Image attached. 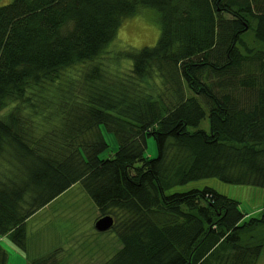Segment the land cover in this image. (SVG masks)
<instances>
[{
  "label": "trees",
  "instance_id": "16d2710c",
  "mask_svg": "<svg viewBox=\"0 0 264 264\" xmlns=\"http://www.w3.org/2000/svg\"><path fill=\"white\" fill-rule=\"evenodd\" d=\"M142 6L157 41L107 74L95 59ZM209 176L264 189V0L0 3V238L25 249L27 219L80 182L121 242L99 264H255L264 208L245 218L211 186L170 190Z\"/></svg>",
  "mask_w": 264,
  "mask_h": 264
},
{
  "label": "rangeland",
  "instance_id": "374dc122",
  "mask_svg": "<svg viewBox=\"0 0 264 264\" xmlns=\"http://www.w3.org/2000/svg\"><path fill=\"white\" fill-rule=\"evenodd\" d=\"M158 14L155 8L142 6L135 15L122 20L106 51L95 59L105 66L107 74L129 71L127 60L120 59L122 62L118 63L114 60L117 59V54L121 55L120 50L153 45L157 41L161 31ZM199 126L207 128L208 118H203ZM105 133L109 147L104 154L116 147L114 134ZM145 154H156L155 139L152 136L147 139ZM204 185L238 199L245 218L260 215L264 208V189L261 186L226 182L215 176L190 180L170 190ZM98 215L95 202L82 184L73 183L27 219L25 249L15 245L8 236L0 238V244L8 252L6 264H34V258L47 256L49 253H52L50 260H47L49 263L42 264H52L53 260L57 262L55 264H99L114 253L121 246V242L112 227L103 231L95 228L94 221ZM255 264H264V248Z\"/></svg>",
  "mask_w": 264,
  "mask_h": 264
},
{
  "label": "water",
  "instance_id": "95a60500",
  "mask_svg": "<svg viewBox=\"0 0 264 264\" xmlns=\"http://www.w3.org/2000/svg\"><path fill=\"white\" fill-rule=\"evenodd\" d=\"M113 224V217L110 214H104L96 218L94 226L97 230H106Z\"/></svg>",
  "mask_w": 264,
  "mask_h": 264
},
{
  "label": "bare ground",
  "instance_id": "6f19581e",
  "mask_svg": "<svg viewBox=\"0 0 264 264\" xmlns=\"http://www.w3.org/2000/svg\"><path fill=\"white\" fill-rule=\"evenodd\" d=\"M113 222H114V220H113ZM109 228H111V227H109ZM109 228H108V229H109ZM102 231H103V230H102Z\"/></svg>",
  "mask_w": 264,
  "mask_h": 264
},
{
  "label": "crops",
  "instance_id": "0c3cea01",
  "mask_svg": "<svg viewBox=\"0 0 264 264\" xmlns=\"http://www.w3.org/2000/svg\"><path fill=\"white\" fill-rule=\"evenodd\" d=\"M62 193H60L59 195H61ZM4 237V236H3Z\"/></svg>",
  "mask_w": 264,
  "mask_h": 264
}]
</instances>
